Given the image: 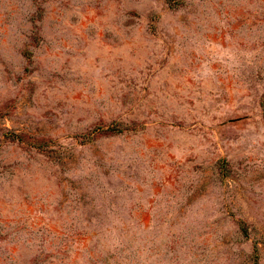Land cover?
<instances>
[{"label":"rangeland","instance_id":"obj_1","mask_svg":"<svg viewBox=\"0 0 264 264\" xmlns=\"http://www.w3.org/2000/svg\"><path fill=\"white\" fill-rule=\"evenodd\" d=\"M0 264H264V0H0Z\"/></svg>","mask_w":264,"mask_h":264}]
</instances>
